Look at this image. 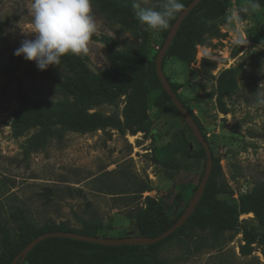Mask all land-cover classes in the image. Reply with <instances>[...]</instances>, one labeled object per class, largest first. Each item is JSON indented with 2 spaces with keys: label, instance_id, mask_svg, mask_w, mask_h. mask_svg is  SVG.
Listing matches in <instances>:
<instances>
[{
  "label": "rangeland",
  "instance_id": "rangeland-1",
  "mask_svg": "<svg viewBox=\"0 0 264 264\" xmlns=\"http://www.w3.org/2000/svg\"><path fill=\"white\" fill-rule=\"evenodd\" d=\"M137 2L159 10L164 0ZM31 5L0 0V225L9 233H0V264L33 234L19 231V213L36 233L49 224L100 238L141 236L138 221L156 206L168 223L181 215L206 167L202 146L149 70L177 14L155 32L139 22L132 0H92L97 32L88 52L40 71L14 56L34 38ZM208 9L219 37L195 45L190 64L173 50L162 69L180 85L177 94L209 145L207 198L231 228L186 222L146 264H264V0H210ZM202 19L197 11L191 23L197 29ZM126 70L141 76L135 94ZM132 104L145 115H130ZM134 191L127 203L124 195ZM246 233L256 238L249 245ZM71 252L72 264L130 260L125 249Z\"/></svg>",
  "mask_w": 264,
  "mask_h": 264
},
{
  "label": "trees",
  "instance_id": "trees-1",
  "mask_svg": "<svg viewBox=\"0 0 264 264\" xmlns=\"http://www.w3.org/2000/svg\"><path fill=\"white\" fill-rule=\"evenodd\" d=\"M191 1L192 0H190L189 3ZM209 1L210 0H202L197 5V7H195L190 12V14L184 18V20L182 21L172 44L169 46V48L166 52V55H165L163 62H162L163 65H164V62H165L167 56L170 53H172L173 50H175V49H179L182 52L179 59L182 60L186 64H190L195 60V45L203 44V43H206L208 40L219 37V31L217 29L210 27L207 23L208 22L207 19H210V17H211V11L208 9ZM197 11L202 12L203 19H202V23H200L196 29V27H194L191 23V17ZM180 13H178L176 15V17L173 19V21L171 22V25L167 31V34L169 33L172 24L174 23V21L176 20V18L179 16ZM167 34L165 35L164 40H165ZM149 70L154 72V74L157 77L156 70H155V61L149 65ZM125 74L128 76L129 80L131 81L130 90L133 94H135L136 89L139 86L141 76H139L136 72L129 71V70H126ZM157 80H158V77H157ZM158 82H159V80H158ZM159 84H160V82H159ZM169 84H170L171 89L177 95L180 102L185 106V104L181 101V99L179 98V96L177 94L178 90L180 89V85L177 83H172L170 81H169ZM160 87H161V84H160ZM162 91H163V89H162ZM163 96L165 97V99L167 101H170L164 91H163ZM24 106H26V108H28V105L25 101H24ZM186 109L189 112V114L191 115V117L193 118V120L195 121L196 125L198 126V123H197L196 118L193 115L192 111L189 110L187 107H186ZM128 110L130 112V115H145L144 109L139 108L133 104L129 106ZM143 120L144 119H141V121H143ZM113 126L121 129L119 123H113ZM199 154L201 156L206 157L205 151L203 148L200 150ZM208 186L209 185L207 183L204 194H203L200 202L196 206L194 213L187 220V223L189 222L198 228H205L207 226L214 225V226H217L222 231L223 230H229L231 228V226H230L229 218L227 217L226 213H224L220 210L217 202L209 201L207 198ZM45 191H46V196L50 195V193L52 192L51 189H46ZM136 195H137L136 191L129 192L126 195H124L126 200H127L126 202L127 203L134 202V200H136ZM117 198H121V197H117ZM128 217L132 218V214L128 215ZM16 218H18V221L23 224L22 225L23 227H21V228L19 227V231H22V230H28L29 231L30 230L33 232V234L31 236V239L27 240L23 244V246L19 249V251L10 257L7 264H11L13 259L15 258V256L32 239L36 238L37 236H39L43 233L52 232V231L74 232V231L66 230V229L56 230L53 228V225L47 224L44 227H42V229H39V230L43 231L42 233H40V232L36 233V231H35L36 225L34 223H27V221H26L27 216L25 214L19 213V215H17ZM174 222L168 223L167 217L164 213L163 208L161 206H156L151 212L145 213L144 217L139 219L138 230H139L141 236L153 238V237H157L158 235H160L164 231H166L168 228H170L174 224ZM182 227H180L178 230H176L172 235L179 232ZM0 233L4 236V238H8L9 233H8L7 229L2 227L1 225H0ZM75 233H77V232H75ZM79 234H81V233H79ZM83 235H86V234H83ZM88 236L97 237L94 232L89 234ZM246 237H247L246 245L251 244L256 239L250 233H246ZM259 241L262 243V245L264 247V236L259 237ZM51 243H55L56 247L52 249L51 247L47 246V245H50ZM159 243L153 244V245H147V246L104 247V246H100V245H94V244H89V243H85V242L74 241V240L66 239V238H50V239L44 240V241L40 242L38 245H36L32 249V251L27 255L24 263L28 262L29 264H72L74 261H76V257H75V254L73 252H71V249L74 246H81V247L86 248V249H92V248L110 249V250L125 249V250H127L128 254H129V258H130V260L127 264H146V263L150 262L151 260H153L154 254H155L154 248ZM52 250H54V251L51 252ZM263 255H264V251H263Z\"/></svg>",
  "mask_w": 264,
  "mask_h": 264
},
{
  "label": "clouds",
  "instance_id": "clouds-1",
  "mask_svg": "<svg viewBox=\"0 0 264 264\" xmlns=\"http://www.w3.org/2000/svg\"><path fill=\"white\" fill-rule=\"evenodd\" d=\"M132 8L142 25L155 32L168 29L170 21L184 9L180 0H164L159 10L142 7L132 0ZM33 39L21 41L14 56L35 62L40 71L58 66L61 57L79 55L89 50L97 32L92 0H32ZM240 45L247 40L238 39Z\"/></svg>",
  "mask_w": 264,
  "mask_h": 264
},
{
  "label": "water",
  "instance_id": "water-1",
  "mask_svg": "<svg viewBox=\"0 0 264 264\" xmlns=\"http://www.w3.org/2000/svg\"><path fill=\"white\" fill-rule=\"evenodd\" d=\"M202 0H192L179 14L176 18L174 23L172 24L169 33L167 34L159 52L155 58V70L158 77V80L161 84V87L167 97L169 98L170 102L176 108L180 116L185 121L186 125L192 131L194 137L202 146L205 151L206 155V167L203 174V177L197 187L195 194L193 195L192 199L180 215V217L174 222V224L164 231L162 234L158 235L157 237H143V236H132V237H123V238H100V237H92L88 235H83L75 232H68V231H52L43 233L36 238L32 239L13 259L11 264H23L27 255L32 251V249L38 245L40 242L50 239V238H66L71 239L74 241L85 242L94 245H100L104 247H121V246H147L157 244L170 235H172L176 230L182 227L187 220L191 217L194 213L196 206L200 202L208 180L211 175L212 165H213V157L209 148V145L205 138L203 137L199 127L196 125L195 121L187 111L186 107L180 102L177 95L171 89L168 79L166 78L163 69H162V62L166 55V52L169 46L172 44L178 29L186 16L190 14V12L197 7V5Z\"/></svg>",
  "mask_w": 264,
  "mask_h": 264
}]
</instances>
